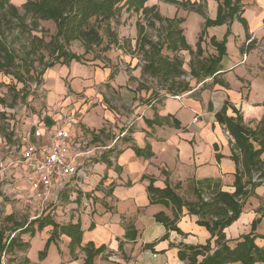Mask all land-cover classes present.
I'll return each instance as SVG.
<instances>
[{
    "label": "crops",
    "instance_id": "1",
    "mask_svg": "<svg viewBox=\"0 0 264 264\" xmlns=\"http://www.w3.org/2000/svg\"><path fill=\"white\" fill-rule=\"evenodd\" d=\"M241 3V14L234 16L229 26H209L215 30L211 36L217 40L229 28L221 69L215 78L207 77L198 83L192 79L190 90L184 93L164 95L163 90H157L161 95L157 94L147 76L141 74L137 55L112 47L102 52L101 58L89 53L84 55L89 60H71L46 69L42 77L46 103L25 119L27 127L26 123L24 127L15 125L19 117L13 112L9 128L17 141L15 147L22 141L23 132L35 125L44 126V145L46 133L61 126L69 131L75 144L106 145L118 138L114 147L95 156L84 183L79 177L71 178L58 193L60 203L52 212H44L58 223L79 221L82 246L89 241L95 246L105 245L94 264H186L178 257L180 246L205 244L210 238L206 227L196 222L197 216L183 208L177 221L179 231L170 230L162 239L166 228L155 215L163 211L171 217L172 211L161 203H150L146 188L150 179L157 187L168 184L189 201L195 199V191L210 197L219 191L234 190L236 163L231 157L224 115L240 113L244 124L253 127L264 112V0ZM215 14L209 17L213 19ZM219 30L221 36L216 33ZM69 48L84 54L78 40L72 41ZM101 128L104 134L100 140L91 142V132ZM1 141L6 147L5 138L0 137ZM147 148L151 155L136 151ZM18 155L13 159L4 154V164L14 162ZM9 174L13 184L20 186L8 193L20 201L23 193L31 198L25 167L12 166ZM88 179L95 186L89 187ZM262 205L264 182L247 197L238 218L224 228L230 247L249 232L264 235V215L256 212ZM254 219L259 222L252 231ZM51 231L52 226L47 225L34 234L40 238L37 251ZM210 240L213 247L214 237ZM68 242L64 234L51 240L40 264H83V251L76 250V258L72 259ZM255 242L264 246V238L257 237ZM23 254L24 264L34 262L28 257V247Z\"/></svg>",
    "mask_w": 264,
    "mask_h": 264
},
{
    "label": "trees",
    "instance_id": "2",
    "mask_svg": "<svg viewBox=\"0 0 264 264\" xmlns=\"http://www.w3.org/2000/svg\"><path fill=\"white\" fill-rule=\"evenodd\" d=\"M160 1L196 11L203 16V26L195 42V49L188 44L183 29L179 26L184 19L175 15L163 16L154 1L151 3L150 0H0V75L10 77L11 81L6 85L8 90L14 93V100L18 97L25 100L28 93L22 91L31 88L33 81L39 83L43 72L56 63L81 61L84 55L89 53L93 58H101V53L112 47L122 48L139 57L141 74L155 80L158 84L156 93L159 95H161L159 90H163L164 95L174 96L190 90L191 82L181 78L185 74L191 76L196 83L207 77L215 78L221 69L220 61L226 53V36L229 28L221 40L209 36L208 42L215 48L216 53L206 58L200 57L203 52L201 44L203 36L209 26L220 24L229 26L233 17L242 12L241 0H216V14L213 19L206 15L201 3ZM17 2L19 6L16 5ZM123 8L136 12L140 17L135 21L136 35L133 39L120 38L116 32L115 26L119 23ZM47 20L55 24L56 32L45 40L42 34L38 35L36 32L42 31L40 22ZM148 28L157 31L156 39L150 36ZM13 34L23 36L26 40L22 54L16 52L7 38ZM74 40L82 43L84 54H76L70 50V43ZM131 40L134 41V45ZM180 50H186L191 56L188 71L182 67L183 60L178 55ZM45 54L47 59L44 57ZM36 63L42 64L40 71H36ZM13 81L22 86L17 89ZM5 103V100L0 98V104ZM12 105L10 104L11 107ZM10 111L13 113V110ZM5 114L4 111L3 115ZM224 125L230 135L231 157L236 163L232 192L219 191L213 196L203 197L201 192L195 191V199L189 201L178 195L168 184L157 187L150 179L146 188L150 203H161L170 207L172 211L171 217L163 211L155 215L166 228L162 239L170 230L179 231L177 221L182 215L183 208H186L187 213L196 215V222L210 232L211 236L205 244L180 246L178 257L186 260V264L236 262L254 264L264 261V246L260 247L255 242L257 237L264 238V235L249 232L230 247L223 231L238 218L245 200L252 194L253 189L264 182V112L253 127L244 124L240 113H236L235 116L224 115ZM0 133H4L0 135L8 141L14 136L8 124L4 126L0 123ZM91 134V142H96L100 140L104 130L101 128L97 133L92 131ZM136 151L144 155L152 154L149 148ZM256 212L264 215V205L258 207ZM5 222H10V225H4ZM257 222L258 219L252 221V231ZM47 225L52 226V231L45 242V247H48L51 240L64 234L69 237L68 248L72 259L76 258L77 249L83 251V264H94L95 257L105 250V245L95 246L91 241L81 245L83 231L79 221L58 223L46 215L20 222L10 213L0 222V264H4L2 256L7 251L11 252L15 248L21 251L27 249L28 243L19 238L22 232L34 235ZM212 237L213 247L210 242ZM199 256L201 259H198Z\"/></svg>",
    "mask_w": 264,
    "mask_h": 264
},
{
    "label": "rangeland",
    "instance_id": "3",
    "mask_svg": "<svg viewBox=\"0 0 264 264\" xmlns=\"http://www.w3.org/2000/svg\"><path fill=\"white\" fill-rule=\"evenodd\" d=\"M151 1H154V3H156L159 12L163 16L173 17L175 15L177 17H182L184 19L179 26L183 29V34L187 42L191 43L192 44L191 47L195 49V41L197 39V36L200 35L201 32L200 30L203 25V17L196 11L188 10L187 8H183L180 6L177 7L175 4L166 3L160 0H150V2ZM178 1H183L188 3L190 2L201 3L203 10L208 16H210V13L214 15L216 12V4H217L216 0H178ZM18 2L16 3V5L19 6ZM138 18L140 19V17H138V14L136 12L126 11L123 8L119 17V23L115 26L118 37L120 38L126 37V39H131V38L133 39L136 35L135 21ZM40 26L42 31H38L36 33L38 35L42 34L45 40H48L56 32V26L51 20L41 21ZM214 31L215 30L212 27L206 29V33L203 36L204 40L201 43L203 52L200 55V57L206 58L211 54L216 53L214 47L210 45L208 42L209 36H211V33ZM148 32L153 39L157 38L156 30H154L153 28H148ZM216 33L219 36L222 35L221 30L217 31ZM7 38L10 41L11 46L16 50V52L22 54L23 45L24 43H26L25 38L23 36H19L16 34H13L12 36L10 35ZM132 45H134V41H132ZM74 48L76 49V46H74ZM43 53L46 52L43 51ZM178 55L183 60V66H182L183 69L188 71L189 70L188 62L190 61V57H191L190 54L186 50H180ZM89 56H91V54H89ZM44 57H46L45 59H47L46 54L44 55ZM87 57H83V58L85 60L87 59L89 60V58ZM137 58L139 57L137 56ZM35 65L37 67L36 71H40V69L42 68V64L36 63ZM57 65L58 63L55 64V66ZM42 77H44L43 74L40 78L41 81L39 83L36 84L33 81L31 83V88L28 89L25 88V90L22 91L23 93H28L27 98L25 100H20L19 97L18 99L14 100V93H11L8 90V86L6 85V83H10L11 81L10 77L0 75V98L4 99L6 102L5 104H0V123H2L4 126H6V124L10 125L13 119L12 118L13 114H15L12 113L10 110H13V112H16L19 117L17 123L15 121V125L17 124L18 127L19 126L24 127L26 123L25 119L27 120V118H30L32 114H34L36 111L40 110V108L45 106L46 89L44 88L45 81H42ZM145 78L148 81H150L149 86L157 89L158 84H156L154 79H150L148 77ZM181 78L193 82L191 76H188L187 74H185ZM13 84H15L17 89H19L22 86V84L16 83L15 81H13ZM10 104H13L12 107L10 106ZM56 106L58 107L59 105ZM4 111L6 112L5 115H3ZM27 126L28 124L26 123V127ZM0 134H4V133H0ZM2 136L3 135H0V137ZM6 141H7L6 147L3 146L2 141L0 142V161L1 159L4 158V154L5 156H12L13 159L15 158V156H17L18 147H15L17 143L15 142V139L11 138L9 141L8 140ZM4 179L2 182H0V222L4 221V217L10 213L13 214V216L15 217V219H17V221L20 222L28 221L32 219L33 215L38 214L36 209L37 207L36 201L32 197L31 198L26 197L25 193H23L24 196L23 201L16 199L17 196L15 194L8 193V191L9 190L13 191L14 189L19 190L18 187L20 185L16 187V185L11 184L12 186L10 188H6ZM45 213H42L40 217L46 215L50 216L49 213L48 214ZM4 225L9 226L10 222H5ZM33 236L34 235H30L29 232H22L19 238H21V240L24 241L25 243H28V257L29 258L31 257V259L34 261L31 262L30 264H40V261L46 256L48 247H45V243H44V245H42V247L39 248V250L37 251L36 248L40 245V238L39 235H37V237H33ZM30 239H31V246H30ZM78 250L79 249H77V252ZM58 253H60L59 249H58ZM25 257L26 256L23 254V251L15 248L11 252L7 251V253H5L2 256V261L4 262V264H21V263L24 264ZM51 260L52 257H50L48 261ZM65 262L66 261H63V263ZM97 263H99V261Z\"/></svg>",
    "mask_w": 264,
    "mask_h": 264
},
{
    "label": "built area",
    "instance_id": "4",
    "mask_svg": "<svg viewBox=\"0 0 264 264\" xmlns=\"http://www.w3.org/2000/svg\"><path fill=\"white\" fill-rule=\"evenodd\" d=\"M43 128V125H35L26 129L22 141L17 146V159L6 164L3 159L0 161V175H4L6 188L13 184V178L9 174L12 166L25 167V182L29 193L32 198L38 200V214L32 217L52 212L54 206L60 203L59 191L64 189L71 178L79 177L80 183H84L95 156H100L106 149L114 147L118 140L115 138L106 145L75 144L70 139L69 131L61 126L46 133L44 145L41 142L44 136ZM124 133L125 131L121 135ZM86 184L89 187L95 186L92 179H88Z\"/></svg>",
    "mask_w": 264,
    "mask_h": 264
}]
</instances>
